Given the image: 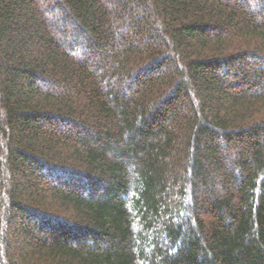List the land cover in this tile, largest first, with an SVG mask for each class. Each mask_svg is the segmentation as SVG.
Returning <instances> with one entry per match:
<instances>
[{"label":"trees","instance_id":"obj_1","mask_svg":"<svg viewBox=\"0 0 264 264\" xmlns=\"http://www.w3.org/2000/svg\"><path fill=\"white\" fill-rule=\"evenodd\" d=\"M0 264H264V0H0Z\"/></svg>","mask_w":264,"mask_h":264}]
</instances>
